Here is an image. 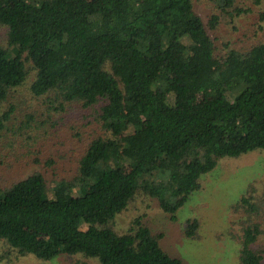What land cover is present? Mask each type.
Wrapping results in <instances>:
<instances>
[{
  "label": "trees",
  "instance_id": "trees-1",
  "mask_svg": "<svg viewBox=\"0 0 264 264\" xmlns=\"http://www.w3.org/2000/svg\"><path fill=\"white\" fill-rule=\"evenodd\" d=\"M198 1L0 0V141L10 142L18 94L49 113L68 108L71 128L88 137L80 151L78 132L66 139L69 149L46 129L40 139L26 133L18 161L38 168L16 181L0 177L8 256L182 264L160 247L145 209L135 204L124 233L115 230L117 215L145 197L175 222L223 157L264 150V0H211L233 30L255 28L239 46L247 33L217 44ZM221 51L227 66L215 70ZM25 114L20 128L44 124L34 109ZM251 192L234 205L246 214L238 264H264V197ZM198 228L190 219L181 233L196 238Z\"/></svg>",
  "mask_w": 264,
  "mask_h": 264
},
{
  "label": "rangeland",
  "instance_id": "rangeland-1",
  "mask_svg": "<svg viewBox=\"0 0 264 264\" xmlns=\"http://www.w3.org/2000/svg\"><path fill=\"white\" fill-rule=\"evenodd\" d=\"M196 10L204 22L209 25V33L220 46L228 39L236 43L238 38H242L247 33V36L242 40L243 42L241 41L242 43H236L238 46L246 45L255 36L253 33L255 28L252 27L248 30L243 27L236 31L233 30L222 18L218 17L217 8L211 0L198 1ZM258 10L261 9L258 8ZM251 17L253 18L251 22L255 23L257 15L254 14ZM226 66L227 62L223 53L212 65L215 70L223 69ZM21 89L20 92H22ZM22 97L21 94L15 97L18 105L11 115L12 119L9 123L11 131L8 132V139L10 142L0 141V177L9 179L10 182L23 178L38 168V165H25L18 161L21 155L26 156L22 149H26L31 142L24 143L26 133L30 130L35 132L34 139H40L44 133L43 129H46L52 142L56 140V135H58L61 140L66 142L65 147L68 149L71 148V145H68L66 139L71 134L78 132L82 139L76 140L80 151L88 138L85 133L81 134L79 131L81 128H71L72 125H75L76 119L74 113L68 108L62 109L61 113H49L46 104L30 100V96L27 95L24 100H21ZM204 100L203 96L197 97L198 103ZM13 101L9 97L2 109L7 110L8 102ZM33 109L38 114L35 121L44 124L32 125L31 128H20L26 119L27 114L25 113L31 112ZM53 122L55 124L52 127L51 123ZM82 130L84 131V128ZM33 144H35L34 141H32ZM78 150L77 147L76 153ZM128 168L129 165L125 169ZM202 180V188L191 193L184 205L177 210L175 222L170 220L169 214L157 208V200L144 197V200L137 198L126 210L117 215L114 224L115 230L121 233L127 231L132 218L138 213L136 204V206L146 210L144 221L151 231L162 234V238L159 240L160 247L171 256L179 257L182 264H238L240 247L238 238L241 234L239 221L243 220L246 214L240 208L235 209L234 205L249 190L252 191L255 199L257 196H260V199L264 197L261 194L264 189V150L254 149L236 157H223L216 169L204 176ZM190 219L199 221L196 238H187L181 233L182 225ZM257 243H264V233L259 235ZM11 254L15 255L14 253ZM0 264L99 263L93 258L82 255H63L48 261L37 259L31 254L11 257L6 254V249L0 242Z\"/></svg>",
  "mask_w": 264,
  "mask_h": 264
}]
</instances>
